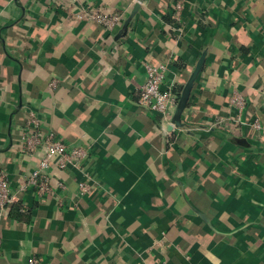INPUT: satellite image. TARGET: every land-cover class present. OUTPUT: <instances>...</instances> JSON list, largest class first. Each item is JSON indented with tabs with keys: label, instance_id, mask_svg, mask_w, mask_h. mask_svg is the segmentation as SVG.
<instances>
[{
	"label": "crops",
	"instance_id": "crops-1",
	"mask_svg": "<svg viewBox=\"0 0 264 264\" xmlns=\"http://www.w3.org/2000/svg\"><path fill=\"white\" fill-rule=\"evenodd\" d=\"M85 1L130 15L138 0ZM117 34L48 0H0V172L15 192L36 168L20 150L31 114L90 148L84 172H49L62 204L17 193L0 264H264V0H144ZM205 51L183 126L164 135L139 103L143 65L183 87Z\"/></svg>",
	"mask_w": 264,
	"mask_h": 264
},
{
	"label": "built area",
	"instance_id": "built-area-1",
	"mask_svg": "<svg viewBox=\"0 0 264 264\" xmlns=\"http://www.w3.org/2000/svg\"><path fill=\"white\" fill-rule=\"evenodd\" d=\"M57 9L69 12L70 18L75 23H96L100 25L105 33V42H113L114 36L123 27L129 16V11L109 10L101 4H93L85 0H48ZM183 2L175 3L172 17L176 22L181 21V14L184 9ZM180 30V28H178ZM146 72L145 81L139 88V103L151 114L160 118V127L163 132V125H171L174 112L176 110L180 93L174 82H167V65H153L146 63L143 65ZM232 106L241 115L244 107V97L236 92L230 100ZM235 125H248L250 129L257 133L263 130L259 120L248 123L241 122L240 116L233 120ZM227 123L219 122L217 126L222 127ZM89 144L76 145L62 140L55 132H45L40 126V121L31 114L22 129L20 138V150L30 158H38V163L28 175L27 180L20 186L19 190L13 192L10 186L7 172H0V218L9 214L12 206L17 201V193L27 189H34L39 200L54 198L61 202L57 196V190L65 189L62 182L56 186L51 185L50 171L52 169H74L84 172L89 160ZM78 197L81 198L89 191L88 184L80 183ZM62 204V202H61ZM2 236L0 234V249L2 246ZM31 264H44L34 258Z\"/></svg>",
	"mask_w": 264,
	"mask_h": 264
},
{
	"label": "water",
	"instance_id": "water-1",
	"mask_svg": "<svg viewBox=\"0 0 264 264\" xmlns=\"http://www.w3.org/2000/svg\"><path fill=\"white\" fill-rule=\"evenodd\" d=\"M144 0H138L133 8L132 11L130 13V15L128 16L127 20L125 21L122 29L119 31V33L116 36V39L118 40L119 38H121L127 31V28L131 22V20L133 19V17L136 15V13L138 12V10L140 9L141 3ZM206 56H207V52H203L202 56L199 58L193 72L191 73V75L189 76L188 80L186 81L185 85L182 88V91L180 93V97H179V101L176 107V110L174 112L173 115V119L171 122V125L168 124H164L163 125V134L165 135L167 132V129L169 131L173 130L174 128H181L183 126L182 124V116L185 112V110L188 107L191 95H192V91L194 89L195 83L197 81V79L199 78V76L201 75V73L204 70L205 67V63H206Z\"/></svg>",
	"mask_w": 264,
	"mask_h": 264
},
{
	"label": "trees",
	"instance_id": "trees-1",
	"mask_svg": "<svg viewBox=\"0 0 264 264\" xmlns=\"http://www.w3.org/2000/svg\"><path fill=\"white\" fill-rule=\"evenodd\" d=\"M182 86H179V87H177V91L178 92H181L182 91ZM21 213L18 211V208H16L13 212H12V215H11V217H12V219H15V220H20L21 219Z\"/></svg>",
	"mask_w": 264,
	"mask_h": 264
}]
</instances>
